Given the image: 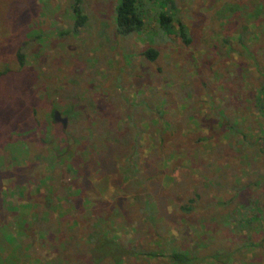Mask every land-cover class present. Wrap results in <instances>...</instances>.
Instances as JSON below:
<instances>
[{"label":"rangeland","instance_id":"rangeland-1","mask_svg":"<svg viewBox=\"0 0 264 264\" xmlns=\"http://www.w3.org/2000/svg\"><path fill=\"white\" fill-rule=\"evenodd\" d=\"M71 2L0 0V264H173L127 254L211 236L241 238L221 264H264V246L248 247L264 227V159L215 125L231 110L246 140L264 129V0H140L142 30L124 37L119 0H80L74 31Z\"/></svg>","mask_w":264,"mask_h":264},{"label":"trees","instance_id":"trees-1","mask_svg":"<svg viewBox=\"0 0 264 264\" xmlns=\"http://www.w3.org/2000/svg\"><path fill=\"white\" fill-rule=\"evenodd\" d=\"M139 1L140 0H119V3L117 7L115 8V12H114V26H115L114 30L118 36L124 37V36H128L131 33H137L142 30L143 21L141 18L140 10L138 9L140 5ZM80 10H81L80 0H72L71 12L73 15L72 19L74 23L72 26L73 31L76 29L78 25H81L85 20V17L80 12ZM166 19L167 18L165 17H159L158 25L162 26V24L164 23ZM180 35L182 36L181 32H180ZM181 41L184 44H186L188 40L186 38L184 39L181 38ZM141 54L148 61H152L156 57V52L153 51L152 49H145ZM15 60H16L17 65L19 67H22L23 55L20 52H17ZM4 74L5 72H0V77ZM260 87L261 88L259 89L258 93L256 94V97L254 98H255V105L258 109V112L260 113V116L263 117V120H264V85ZM221 114L224 116L225 121H220V124H215L217 127V130L220 132L223 128V124H226L227 125L226 130H228V132L234 134L236 137H242L243 141H242V145L240 144L241 148H243L244 150H251L254 153V155L261 156L264 159V147H263L264 129L261 128L262 130L259 131L260 134L256 135L253 138V140L251 139L252 141H248L245 139L246 137L243 133H239L240 131L236 133V131H233V129L231 128L234 123V119L236 118L235 113L231 110H224V114L222 113V111H221ZM243 127L245 126L243 125ZM248 130L255 132L256 129L249 128ZM74 148L75 147H73V149H70L68 152L64 153L67 155V159H68L66 161L67 171H70L71 167L75 169L76 165L79 163V160L82 158V157L80 158V155L82 152L80 151L78 154H75L74 152L77 149L76 148L74 149ZM80 148L82 149V146ZM135 155L136 153L132 151L128 159L131 160L132 157H134ZM169 155H172V153H167V157ZM216 160L218 161V159ZM256 182H259V180H257ZM198 198L199 196L197 194H194L193 199L189 198L188 200L189 205L185 203V204L179 205L178 207L183 209L185 213H190V210L192 209V207L196 206V201L198 200ZM245 206H246V203H245ZM258 209H260V202L255 207L253 212L251 211V215L255 212V210H258ZM149 216L150 217L148 218V220L151 222L153 227H155L156 224L153 223L152 215H149ZM251 218L255 220L257 217L256 215H252ZM158 226L161 229L160 231L161 235H163L164 233L163 225L158 224ZM1 233H3V236L6 240L11 239L12 237V236L10 237L11 234L7 231L6 227L2 229ZM257 236H258V239L255 242H253L254 244L249 243L248 247L256 248L258 252L261 249V247L264 246V227H258ZM240 239L241 238H239L236 241L234 240L225 246V243L222 240L215 238L214 236H211L209 245H206L205 243L198 241L197 244L200 245L201 247H197V249L195 248V250L185 249V251H179V249H177V250H172L169 253H156L155 251H152V252L139 251L138 252L135 249L131 248V250L128 251L129 253L127 254V256L139 258L141 255H144L146 257H151V256L153 257L156 255V257L158 258L165 257L169 262L173 264H198V262H202L203 264L209 263V262H212L214 264H221L222 261H226L229 257L232 256L235 246L239 247V245L242 243ZM248 240L250 241V239ZM158 243L161 244L163 247H169V243H167L166 245H163L160 241ZM159 247L160 245L158 246V248ZM117 249H121V248H117Z\"/></svg>","mask_w":264,"mask_h":264},{"label":"flooded vegetation","instance_id":"flooded-vegetation-1","mask_svg":"<svg viewBox=\"0 0 264 264\" xmlns=\"http://www.w3.org/2000/svg\"><path fill=\"white\" fill-rule=\"evenodd\" d=\"M52 118H53V120H54V118H55V117H53V115H52ZM63 119H64V120H65V122H66V119H65L64 117H63ZM58 120L60 121V120H61V118H60V117H58L57 121H58ZM62 125L64 126V125H65V123H62ZM66 140H68V141L65 143V146H66V145H68V144H69V142H71V143H72V141H73V140H72V139H70V138H67ZM78 148H80V147H76V149H78ZM81 150H82V149H81ZM81 150H80V151H81ZM80 151H78V152H77V150H76L74 153H75V154H78Z\"/></svg>","mask_w":264,"mask_h":264},{"label":"water","instance_id":"water-1","mask_svg":"<svg viewBox=\"0 0 264 264\" xmlns=\"http://www.w3.org/2000/svg\"><path fill=\"white\" fill-rule=\"evenodd\" d=\"M53 117H55V119H58L59 115L56 114V113H54L53 114ZM60 121H61V123H64L65 122V120L63 118Z\"/></svg>","mask_w":264,"mask_h":264}]
</instances>
